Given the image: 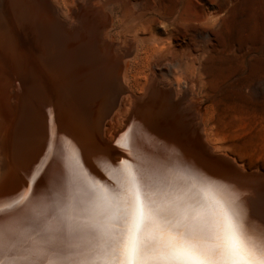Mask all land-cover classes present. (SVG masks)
I'll return each mask as SVG.
<instances>
[{
  "label": "bare ground",
  "instance_id": "1",
  "mask_svg": "<svg viewBox=\"0 0 264 264\" xmlns=\"http://www.w3.org/2000/svg\"><path fill=\"white\" fill-rule=\"evenodd\" d=\"M179 2L0 0V199L77 161L110 184L97 157L131 161L116 141L133 131L141 156L259 191L264 164L239 162L208 126L206 49L182 48Z\"/></svg>",
  "mask_w": 264,
  "mask_h": 264
},
{
  "label": "snow or ice",
  "instance_id": "2",
  "mask_svg": "<svg viewBox=\"0 0 264 264\" xmlns=\"http://www.w3.org/2000/svg\"><path fill=\"white\" fill-rule=\"evenodd\" d=\"M116 144L131 161L97 157L110 184L77 161L0 199V264H264V185L218 186L148 159L134 131Z\"/></svg>",
  "mask_w": 264,
  "mask_h": 264
},
{
  "label": "rangeland",
  "instance_id": "3",
  "mask_svg": "<svg viewBox=\"0 0 264 264\" xmlns=\"http://www.w3.org/2000/svg\"><path fill=\"white\" fill-rule=\"evenodd\" d=\"M179 3L189 18L188 36H178L184 37L182 48L194 54L206 49L208 126L239 162L264 164V90L258 91L264 83V0ZM180 25L175 27L180 30ZM207 30L204 46L202 33Z\"/></svg>",
  "mask_w": 264,
  "mask_h": 264
}]
</instances>
